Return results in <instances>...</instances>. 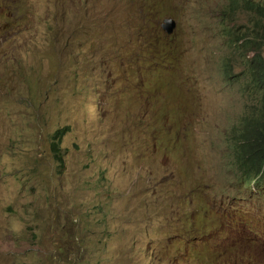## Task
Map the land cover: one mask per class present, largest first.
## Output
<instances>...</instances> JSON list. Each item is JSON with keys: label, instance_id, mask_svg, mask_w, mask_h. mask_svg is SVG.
Here are the masks:
<instances>
[{"label": "rangeland", "instance_id": "374dc122", "mask_svg": "<svg viewBox=\"0 0 264 264\" xmlns=\"http://www.w3.org/2000/svg\"><path fill=\"white\" fill-rule=\"evenodd\" d=\"M230 1L0 0V264H264Z\"/></svg>", "mask_w": 264, "mask_h": 264}, {"label": "trees", "instance_id": "16d2710c", "mask_svg": "<svg viewBox=\"0 0 264 264\" xmlns=\"http://www.w3.org/2000/svg\"><path fill=\"white\" fill-rule=\"evenodd\" d=\"M231 7L222 16L223 33L231 53L224 57L222 74L231 84L243 81L245 91L255 105H246L237 126L231 131L232 156L238 181L251 185L255 192L264 193V4L244 2L246 10L258 15L248 19L246 25L231 23L234 13L240 10L239 0H231ZM236 26V27H235ZM68 129L57 130L51 141L55 162L63 164L61 143Z\"/></svg>", "mask_w": 264, "mask_h": 264}, {"label": "clouds", "instance_id": "9594fccd", "mask_svg": "<svg viewBox=\"0 0 264 264\" xmlns=\"http://www.w3.org/2000/svg\"><path fill=\"white\" fill-rule=\"evenodd\" d=\"M233 1V0H232ZM246 0H239V3H240V10L237 11V12H240V13H246L249 17V19L251 18H254L255 16L258 15V12L255 11V10H246L244 8V5H245V2ZM248 2H251L253 5H258V4H264V0H247ZM222 18V17H221ZM166 19H172V18H166ZM173 20V19H172ZM165 21V20H164ZM248 22V21H247ZM235 23V22H234ZM246 25V24H244ZM163 29V27H162ZM164 30V29H163ZM165 31V30H164ZM166 32V31H165ZM167 33V32H166ZM168 34V33H167ZM168 35H171V34H168ZM227 83L229 85H233V86H236L239 88V93H240V96L241 98L243 99L244 101V106H243V112H244V109H245V106L246 105H255V103L253 102V100L251 98H249V94L247 93V91H245V86L243 85V81H240L239 80V83L237 85L235 84H231L229 81H227ZM243 112L241 113L239 119H238V123L236 124V126L239 124L240 122V119H242L245 114H243ZM240 183V182H239ZM247 189V193L251 194L252 196H254L256 199H261L264 201V193L263 194H260L258 192H255L254 189H253V186H249V185H244ZM217 221L221 224V223H230L229 221H224L222 218L219 219V215H217ZM205 237V236H204ZM229 241H236L238 245L241 246L242 248V252L241 253H237L235 252L234 254H238V255H247L246 253L249 251L248 248L246 247V245L243 243V241L241 240L240 236L237 235V234H234V233H231V235L229 236ZM218 258V257H217Z\"/></svg>", "mask_w": 264, "mask_h": 264}, {"label": "water", "instance_id": "95a60500", "mask_svg": "<svg viewBox=\"0 0 264 264\" xmlns=\"http://www.w3.org/2000/svg\"><path fill=\"white\" fill-rule=\"evenodd\" d=\"M162 27L168 34H172L174 29H175V27H176V23L172 19H165L164 24L162 25Z\"/></svg>", "mask_w": 264, "mask_h": 264}]
</instances>
